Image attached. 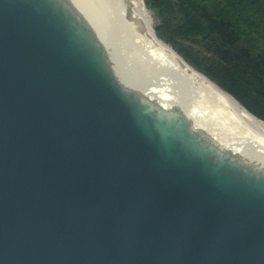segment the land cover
<instances>
[{
    "label": "water",
    "instance_id": "95a60500",
    "mask_svg": "<svg viewBox=\"0 0 264 264\" xmlns=\"http://www.w3.org/2000/svg\"><path fill=\"white\" fill-rule=\"evenodd\" d=\"M71 4L0 0V264H264V173L124 85Z\"/></svg>",
    "mask_w": 264,
    "mask_h": 264
},
{
    "label": "bare ground",
    "instance_id": "6f19581e",
    "mask_svg": "<svg viewBox=\"0 0 264 264\" xmlns=\"http://www.w3.org/2000/svg\"><path fill=\"white\" fill-rule=\"evenodd\" d=\"M100 39L118 79L162 106H182L199 129L264 173V121L185 63L154 31L143 0H70ZM140 25V28H138Z\"/></svg>",
    "mask_w": 264,
    "mask_h": 264
},
{
    "label": "trees",
    "instance_id": "16d2710c",
    "mask_svg": "<svg viewBox=\"0 0 264 264\" xmlns=\"http://www.w3.org/2000/svg\"><path fill=\"white\" fill-rule=\"evenodd\" d=\"M155 33L264 120V0H143Z\"/></svg>",
    "mask_w": 264,
    "mask_h": 264
},
{
    "label": "rangeland",
    "instance_id": "374dc122",
    "mask_svg": "<svg viewBox=\"0 0 264 264\" xmlns=\"http://www.w3.org/2000/svg\"><path fill=\"white\" fill-rule=\"evenodd\" d=\"M150 10V9H149ZM151 11V10H150ZM151 15H152V20H153V27H155V25L157 24V19L155 18V16L153 15V12L151 11Z\"/></svg>",
    "mask_w": 264,
    "mask_h": 264
}]
</instances>
